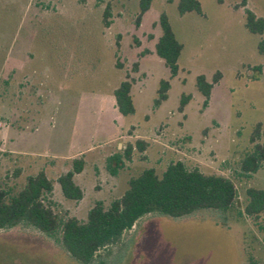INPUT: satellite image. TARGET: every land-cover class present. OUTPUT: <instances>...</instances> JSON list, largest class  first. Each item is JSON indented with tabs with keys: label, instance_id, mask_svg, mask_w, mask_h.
<instances>
[{
	"label": "rangeland",
	"instance_id": "rangeland-1",
	"mask_svg": "<svg viewBox=\"0 0 264 264\" xmlns=\"http://www.w3.org/2000/svg\"><path fill=\"white\" fill-rule=\"evenodd\" d=\"M199 2L202 15H179L177 0H152L136 26L138 0H0L1 189L14 194L43 169L54 182L53 209L85 218L96 200L108 206L120 197L131 176L148 167L161 175L178 160L236 186L226 213L147 214L118 243L100 250L93 264H246L249 255L264 264V210L257 217L243 213L246 189H264V160L254 173L240 168L252 150L255 123L264 127V54L257 51L264 32L244 26L245 9L264 18V0L244 6L241 0ZM161 12L182 44L173 77L154 52ZM135 61L139 68L132 71ZM216 71L221 78L203 106L195 78L204 74L210 81ZM126 73L135 79V112L124 116L113 90ZM161 79L169 81L167 98L154 106ZM182 94L190 99L180 112ZM136 138L148 142L146 149H134L110 174L108 158ZM258 141L264 147V135ZM81 154L85 169L77 181L83 197L69 200L56 179ZM0 264L81 263L58 239L17 225L0 229Z\"/></svg>",
	"mask_w": 264,
	"mask_h": 264
},
{
	"label": "trees",
	"instance_id": "trees-1",
	"mask_svg": "<svg viewBox=\"0 0 264 264\" xmlns=\"http://www.w3.org/2000/svg\"><path fill=\"white\" fill-rule=\"evenodd\" d=\"M152 0H138V12L135 25L141 22L143 14L149 9ZM246 0H241L244 6ZM176 9L179 15L195 12L202 15L199 0H177ZM108 7L103 12V23L109 25ZM160 28V35L154 44L155 54L168 68L170 76L178 72V57L182 44L177 41L164 12H161L154 23ZM245 28L254 34L264 32V18L258 17L249 9H245ZM257 51L264 54V37L257 43ZM118 64V63H117ZM119 65V64H118ZM139 62L132 64V71H137ZM255 69H261L255 66ZM221 78V72L216 71L210 81L204 74L195 78L196 89L205 98L206 106L211 89ZM258 80V78H252ZM135 79L126 73L124 79L113 90L114 103L121 115H131L135 112L131 96V87ZM169 81L161 79L157 89L154 106L167 98ZM189 94H182L178 111L182 112L189 101ZM264 135L261 121L255 123L249 141L253 144L240 162L241 171L245 174L256 172L264 160V147L258 140ZM148 142L136 138L133 143L127 142L122 153H115L108 158L107 171L115 175L123 160H130L134 149L142 152ZM84 155L74 157L71 167L58 175L56 181L60 186L64 198L80 200L83 191L74 180L75 173H79L85 164ZM123 158V159H122ZM127 188L123 194L110 201L108 206L96 200L87 210L85 219H79L65 212L59 215L52 207L51 199L53 181L42 169L36 174L26 178L24 186L14 194H9L0 188V229H8L17 225H27L35 228L48 237L60 241L64 250L81 264H93L98 252L118 243L123 233L143 216L147 214L164 215L179 218L190 215L197 210L210 209L226 213L237 197L234 182L220 174H206L198 168L188 169L182 161L170 162L161 175H157L153 167L143 169L136 176L127 181ZM246 203L243 213L247 216L257 217L264 210V189L248 187L245 191ZM99 264H103L99 260ZM246 264H259L251 255L247 257Z\"/></svg>",
	"mask_w": 264,
	"mask_h": 264
},
{
	"label": "crops",
	"instance_id": "crops-1",
	"mask_svg": "<svg viewBox=\"0 0 264 264\" xmlns=\"http://www.w3.org/2000/svg\"><path fill=\"white\" fill-rule=\"evenodd\" d=\"M130 136V135H129ZM123 147H124V145H123ZM85 169V164H84V167H83V169L79 172V173H75L74 174V176H73V180H74V182L78 185V186H80V184L78 183V181H77V178H78V176L83 172V170ZM67 171V170H66ZM65 172V171H64ZM116 175V174H115ZM53 184H54V182H53ZM53 188H54V185H53ZM59 188H60V186H59ZM80 188L82 189V191H83V188L80 186ZM84 192V191H83ZM83 197V196H82ZM90 208V206L87 208V210ZM87 210H86V212H85V214L87 213ZM73 215V214H72ZM74 216H76V215H74ZM77 218H79V219H85V218H81V217H78V216H76Z\"/></svg>",
	"mask_w": 264,
	"mask_h": 264
}]
</instances>
